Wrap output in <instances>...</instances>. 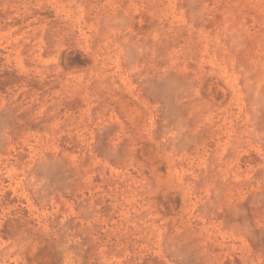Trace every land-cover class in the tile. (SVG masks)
I'll use <instances>...</instances> for the list:
<instances>
[{"label": "rangeland", "instance_id": "rangeland-1", "mask_svg": "<svg viewBox=\"0 0 264 264\" xmlns=\"http://www.w3.org/2000/svg\"><path fill=\"white\" fill-rule=\"evenodd\" d=\"M0 264H264V0H0Z\"/></svg>", "mask_w": 264, "mask_h": 264}]
</instances>
